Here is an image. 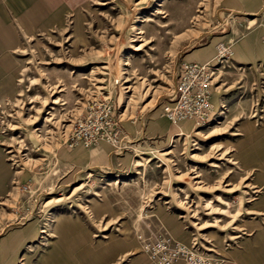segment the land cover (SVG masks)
<instances>
[{"label": "rangeland", "instance_id": "374dc122", "mask_svg": "<svg viewBox=\"0 0 264 264\" xmlns=\"http://www.w3.org/2000/svg\"><path fill=\"white\" fill-rule=\"evenodd\" d=\"M182 61L208 125L162 113ZM263 113L264 0H0V264H147L164 230L217 254L254 226L221 192Z\"/></svg>", "mask_w": 264, "mask_h": 264}, {"label": "built area", "instance_id": "2783aa9c", "mask_svg": "<svg viewBox=\"0 0 264 264\" xmlns=\"http://www.w3.org/2000/svg\"><path fill=\"white\" fill-rule=\"evenodd\" d=\"M211 72L208 63H179L174 87L161 105L162 113L170 123H189L200 127L214 120ZM138 238L147 264H224L217 254L205 253L195 243L186 244L176 240L165 230L153 237L139 234Z\"/></svg>", "mask_w": 264, "mask_h": 264}, {"label": "crops", "instance_id": "0c3cea01", "mask_svg": "<svg viewBox=\"0 0 264 264\" xmlns=\"http://www.w3.org/2000/svg\"><path fill=\"white\" fill-rule=\"evenodd\" d=\"M251 118L243 120L237 127L236 134H245L244 143L237 150L238 179L236 182L232 180L229 191L225 194L221 192V195L244 197V213L254 220V226L250 231L235 235L231 244L222 251L215 250L224 264H264V113L258 121ZM7 172L0 152V195L8 183ZM174 229L179 232L183 228L174 224ZM181 237L183 241H189L183 232Z\"/></svg>", "mask_w": 264, "mask_h": 264}]
</instances>
